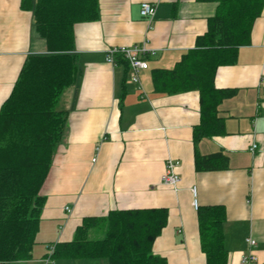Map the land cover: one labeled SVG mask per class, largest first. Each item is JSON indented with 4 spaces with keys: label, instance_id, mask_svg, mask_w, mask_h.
I'll use <instances>...</instances> for the list:
<instances>
[{
    "label": "crops",
    "instance_id": "crops-1",
    "mask_svg": "<svg viewBox=\"0 0 264 264\" xmlns=\"http://www.w3.org/2000/svg\"><path fill=\"white\" fill-rule=\"evenodd\" d=\"M21 2L0 0V109L28 58L48 54L33 14L24 11ZM143 3L156 6L152 21L141 16ZM99 4L97 21L75 27L80 71L76 85L58 106L67 122L42 189L47 200L32 258L12 264H44L47 246L72 242L85 218L144 209L169 211L167 226L153 247L155 255L168 264H207L193 207L194 187L200 207L226 208L228 264H241L249 254L248 237L257 243L255 264H264V8L250 44L239 49L235 64L219 67L215 76L216 89L226 94L218 109L225 132L195 142L200 93L158 92L153 74L173 69L196 48L218 4L197 0H99ZM143 42L151 54L146 57L149 69L140 73L141 90L124 64L113 66L106 60L110 48ZM254 144L257 149L252 153ZM197 153L205 157L223 153L227 168L197 172ZM169 161L177 164L181 177L177 191L161 182ZM67 261L108 264L96 259Z\"/></svg>",
    "mask_w": 264,
    "mask_h": 264
},
{
    "label": "trees",
    "instance_id": "trees-1",
    "mask_svg": "<svg viewBox=\"0 0 264 264\" xmlns=\"http://www.w3.org/2000/svg\"><path fill=\"white\" fill-rule=\"evenodd\" d=\"M218 4L209 28L196 48L183 55L173 69L153 74L155 90L165 94L198 91L201 121L194 140L222 135L225 122L219 106L226 94L215 87L221 66L237 62L239 49L250 44L255 21L264 0H197ZM21 8L33 14L38 35L48 54L26 61L10 97L0 109V264L32 258L46 204L42 188L54 155L63 139L67 117L58 106L79 76L74 53L75 27L97 21L99 0H22ZM129 73L128 63L118 58ZM223 153L195 157L197 172L227 168ZM201 249L207 264H228L224 206L199 207ZM167 209L111 211L105 217H89L77 228L70 243L56 245L52 260H103L108 264H168L153 247L167 226ZM105 229L100 240L90 238L93 229Z\"/></svg>",
    "mask_w": 264,
    "mask_h": 264
},
{
    "label": "built area",
    "instance_id": "built-area-1",
    "mask_svg": "<svg viewBox=\"0 0 264 264\" xmlns=\"http://www.w3.org/2000/svg\"><path fill=\"white\" fill-rule=\"evenodd\" d=\"M140 14L143 18H146L152 21L156 15V6L150 3H143L141 6ZM107 60L108 64L113 66L118 65V58L125 60L129 65V75L131 82L139 86V89L142 90L140 73L149 69V64L146 57L151 54V50L148 47L147 42L131 46V47H115L108 50ZM257 149V145H252L250 151L253 153ZM96 161V160H94ZM177 164L173 161L167 162L166 170L161 178L163 185L173 188L177 191L179 184L181 183V177L176 172ZM193 194V207L195 210L199 209V201L197 188L192 189ZM70 212V210H68ZM248 248L249 254L243 257L241 264H255L257 262V257L253 252V248H256V241L248 237L245 240ZM56 246L49 245L47 246L48 254L44 259V264H49L52 261V257L55 253Z\"/></svg>",
    "mask_w": 264,
    "mask_h": 264
},
{
    "label": "rangeland",
    "instance_id": "rangeland-1",
    "mask_svg": "<svg viewBox=\"0 0 264 264\" xmlns=\"http://www.w3.org/2000/svg\"><path fill=\"white\" fill-rule=\"evenodd\" d=\"M104 237H105V229L104 228L96 229L94 231V233L92 234V239L100 240V239H104ZM69 261H71V260H68L67 262H69ZM57 262H58V260L54 261L53 263L51 262V264H54ZM104 262H106V261H104ZM62 264H71V263H65V260L64 261L62 260ZM72 264H79V263H72Z\"/></svg>",
    "mask_w": 264,
    "mask_h": 264
}]
</instances>
